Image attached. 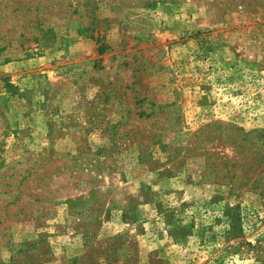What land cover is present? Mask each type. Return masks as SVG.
<instances>
[{
	"label": "rangeland",
	"instance_id": "rangeland-1",
	"mask_svg": "<svg viewBox=\"0 0 264 264\" xmlns=\"http://www.w3.org/2000/svg\"><path fill=\"white\" fill-rule=\"evenodd\" d=\"M224 125L264 137V0H0V264H264Z\"/></svg>",
	"mask_w": 264,
	"mask_h": 264
},
{
	"label": "trees",
	"instance_id": "trees-1",
	"mask_svg": "<svg viewBox=\"0 0 264 264\" xmlns=\"http://www.w3.org/2000/svg\"><path fill=\"white\" fill-rule=\"evenodd\" d=\"M213 132L215 134L207 141L212 144L211 147L193 145L195 150L203 153L206 160L205 171L200 176L208 181L205 182L207 184L230 186L237 190L243 186L239 185L241 181H250L248 176L257 175L258 170L264 166V137L233 125L217 127ZM198 133L201 135V131ZM219 149L220 152L228 150L229 153L221 154L216 151ZM249 188L254 189L256 185Z\"/></svg>",
	"mask_w": 264,
	"mask_h": 264
}]
</instances>
